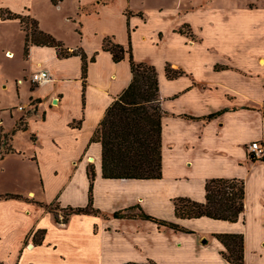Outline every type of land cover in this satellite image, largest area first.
I'll return each mask as SVG.
<instances>
[{
  "label": "crops",
  "instance_id": "crops-1",
  "mask_svg": "<svg viewBox=\"0 0 264 264\" xmlns=\"http://www.w3.org/2000/svg\"><path fill=\"white\" fill-rule=\"evenodd\" d=\"M115 6L114 0H61L57 5L52 0H13L0 8L1 20L2 8L29 15L42 31L70 51L82 49L89 59L98 53L89 65L84 93L80 56L61 58L53 47L31 45L26 57L27 31L19 20H2L18 21L22 32L17 51L7 46L6 55L14 54L9 58L14 62L9 61L11 73L2 85L17 87V101L29 98L35 109L17 114V107L25 104H14L8 117L0 109V151L5 152L0 159V195L31 199H0V249H4L0 261L35 264L23 260L29 250L21 248L39 230L45 231V237L40 242L31 238L30 251L50 249L53 253L43 251L68 264L93 263L94 258L108 254L109 241L120 251L129 252L121 264L137 262L134 250L145 249L148 261L156 263L231 264L223 257L226 248L215 234L244 235L245 263L264 264V161L254 160L248 153L251 142L264 140V63H206L193 50L201 45L213 50L215 45L208 40V46L169 47L167 35L149 26L145 11L139 16L140 9H131L136 13L130 14L127 4L120 13ZM128 21L133 29L135 60L154 65L159 77V97L165 110L163 178L159 180L105 179L102 145L91 142L108 108L133 78L129 58L115 63L111 53L103 50L107 37L128 47ZM168 65L183 74L169 79ZM42 70L49 71L51 81L32 84L31 76ZM22 120L27 130L12 135ZM1 134L10 135L8 147L13 151L2 147ZM91 165L95 169L94 206L102 213L75 214L60 226L39 203L61 204L59 200L69 191L74 197L81 196L84 201L79 206L85 207L89 203ZM217 178L245 181V211L238 222L176 216V199L206 202V183ZM47 180L56 197L46 203L44 197H38L47 193ZM139 207L193 233L140 218L113 216L129 209L140 211ZM138 236L143 239L138 240Z\"/></svg>",
  "mask_w": 264,
  "mask_h": 264
},
{
  "label": "trees",
  "instance_id": "trees-1",
  "mask_svg": "<svg viewBox=\"0 0 264 264\" xmlns=\"http://www.w3.org/2000/svg\"><path fill=\"white\" fill-rule=\"evenodd\" d=\"M52 1L57 5L61 0ZM139 16H143V13H139ZM1 18L3 20H19L23 29L27 31L24 48L26 57L29 55L31 45L53 47L61 58L80 56L83 61L82 79L85 93L89 65L96 61L98 53L89 59L82 49L70 51L63 42L42 31L39 22L29 15L1 9ZM132 32L133 29L128 21V47L115 42L113 37L104 39L103 50L111 53L115 63L129 58L133 78L129 87L108 108L91 142L102 145V173L105 179L159 180L163 178V117L165 115L159 97V77L154 65L135 60ZM216 68L220 69L218 66ZM166 71L168 78L173 80L183 74L182 71L174 70L170 65L166 67ZM219 114L221 112L217 115ZM213 117L214 115L209 118ZM20 129L27 130V127L19 125L12 135ZM4 137L7 136L4 135ZM10 151L13 149L6 148V152ZM2 154L3 152L0 151V159L4 156ZM88 175L91 180L89 205L87 208L71 209L72 213L88 214L92 211L97 213L94 210V167L89 168ZM3 198L23 199V196L8 194ZM26 199L31 200L30 198ZM245 199L244 180L236 178L211 179L206 183V202L200 203L190 198H178L175 200L176 216L181 219L208 217L235 223L239 221L245 211ZM127 211L129 210L116 212L114 216L116 218H140L177 231L193 233V231L183 229L175 223L155 218L145 213L141 208L139 215L130 216L126 214ZM42 233L44 234L45 231ZM214 236L225 246L226 250L222 255L229 263L246 264L244 235L215 234ZM125 264L138 263L128 262Z\"/></svg>",
  "mask_w": 264,
  "mask_h": 264
},
{
  "label": "rangeland",
  "instance_id": "rangeland-1",
  "mask_svg": "<svg viewBox=\"0 0 264 264\" xmlns=\"http://www.w3.org/2000/svg\"><path fill=\"white\" fill-rule=\"evenodd\" d=\"M12 1L13 0H0V8L8 7ZM114 4L119 12L121 9H124L127 4L130 5L127 8L129 9L128 11L130 14L136 13L131 9H140L141 11H139L137 15L145 11L148 21L151 24L149 26H152L151 28L153 29H159L165 32L168 43L172 45L169 47H184V45L195 46L197 44L207 45L206 40H208L210 44L215 45L213 50L209 51L207 47L202 45L195 47L193 50L194 53L202 55L203 60L206 63L213 61H238L241 64H251L252 66H256L255 63L258 62L261 64V59H264V0H131L130 3H128L127 0H114ZM2 20L0 19V109L6 111V117H8L10 115L8 110L12 111L14 109V107H12L14 104H25L21 106L23 107L22 110L17 107V114H22V112L27 113L28 110L33 111L35 105L33 102H29V98L26 99V101L19 103V101H17L19 98L17 87L14 88V85H10L7 89L2 85L4 77L11 73L8 67L9 64L14 62L9 60V58L12 57L6 55L7 46L17 51L22 40V32L19 22ZM149 30L152 31L150 27ZM234 46L235 57L233 55ZM27 92L30 95L29 85L27 86ZM24 98H27L25 94ZM24 122V120L20 121L19 125L25 126ZM8 123H10V121H8ZM1 135L3 137H1L2 147H4L6 151V148H11L8 147L10 135L7 134V137H4V134ZM92 161L93 160L90 162ZM91 167H93V165H91ZM49 182L50 181L47 180L45 183V185H48L47 193L42 195L40 193L38 197H44L46 203L49 200L53 202L52 198L56 197L54 196L55 191H53V187ZM54 187L56 189L57 185ZM6 195H0V199H19L3 198ZM9 195L15 196L18 194ZM23 199L26 200L24 196ZM59 201H61V204L58 205H55L54 203L39 204L48 210V213L53 214V217L56 218L55 220L57 221V224L60 226H65L70 218L76 214L72 213L71 209L76 210L78 208H87L89 205L88 203L85 207L79 206L83 204L84 199L79 195L74 197L69 191L64 193ZM94 210L97 211V213H93L92 211L88 214L83 213L76 215L98 216L102 213L101 210L97 209L95 206ZM126 214L130 216L139 215L140 211H131V209H129ZM49 220L48 223H52L51 219ZM32 234L21 248L22 251L29 250L25 252L23 260L29 262L33 261L35 264H68L59 261L57 257H54V255L48 251H43L47 248L42 249V247L36 251H30L33 249L31 247V244H33L31 238L39 242L45 237V233L43 234L41 231L39 232V230L33 235ZM142 239L143 238L138 236V240ZM147 240L150 241V239ZM147 240L143 242L146 244L149 243ZM107 247L108 254L94 258L93 263L121 264L125 256L129 253L127 250H124V252L123 250L120 251L118 245H113L112 241H109ZM47 250L51 251L50 249ZM3 251V248L0 249V254L4 253ZM134 254V258L137 260L135 263L138 264H176L169 260H163L162 262L157 263L154 261H148L149 259H147L146 249L142 251L134 250ZM8 263H11V261L9 260ZM17 263L18 260L16 264ZM0 264L5 263L4 261H0Z\"/></svg>",
  "mask_w": 264,
  "mask_h": 264
},
{
  "label": "built area",
  "instance_id": "built-area-1",
  "mask_svg": "<svg viewBox=\"0 0 264 264\" xmlns=\"http://www.w3.org/2000/svg\"><path fill=\"white\" fill-rule=\"evenodd\" d=\"M31 81L35 85H41L43 83L51 81V74L47 70H42L34 73L31 76ZM23 109V107H19ZM248 153L254 160L264 161V140H256L249 144Z\"/></svg>",
  "mask_w": 264,
  "mask_h": 264
},
{
  "label": "bare ground",
  "instance_id": "bare-ground-1",
  "mask_svg": "<svg viewBox=\"0 0 264 264\" xmlns=\"http://www.w3.org/2000/svg\"><path fill=\"white\" fill-rule=\"evenodd\" d=\"M7 56H8V57H14V54H12V53H8ZM261 63H264V61H261ZM31 245H33V244H31ZM31 247H33V246H31Z\"/></svg>",
  "mask_w": 264,
  "mask_h": 264
}]
</instances>
